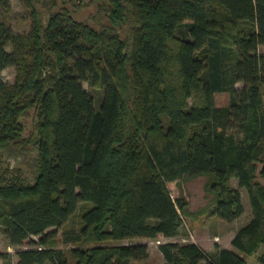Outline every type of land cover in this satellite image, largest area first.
<instances>
[{"label":"trees","instance_id":"trees-1","mask_svg":"<svg viewBox=\"0 0 264 264\" xmlns=\"http://www.w3.org/2000/svg\"><path fill=\"white\" fill-rule=\"evenodd\" d=\"M85 1L23 0L29 29L12 34L9 0H0V71L15 68L12 83L0 80V225L11 246H31L15 251L16 264L145 261L147 244L131 240L176 236L183 215L237 219L230 179L251 211L233 249L157 248L161 264H251L246 256L264 246V184L255 179L258 162L264 179V0H91L106 18L97 25L66 6ZM83 82L102 89L97 106ZM221 91L230 97L218 106ZM6 150L35 151L31 181L8 166ZM200 175L212 197L194 214L180 181ZM77 210V227L62 236L94 243L64 251L57 230ZM121 240L130 242L111 243Z\"/></svg>","mask_w":264,"mask_h":264},{"label":"rangeland","instance_id":"rangeland-1","mask_svg":"<svg viewBox=\"0 0 264 264\" xmlns=\"http://www.w3.org/2000/svg\"><path fill=\"white\" fill-rule=\"evenodd\" d=\"M10 10L6 14V24L9 27L12 34H21L25 33L29 29V21L27 18H24L26 13L23 0H9ZM66 6L72 11V15L77 20L87 21L89 24L97 25L100 20L101 23L106 22L105 16L97 13L96 3L91 0H86L82 5L72 7L69 4ZM43 21L46 17V14L41 10ZM127 33L122 32L121 35L124 37ZM5 50H11V44L8 42L5 45ZM258 53L264 54V45H259L257 47ZM15 76L14 66H7L0 71V80L4 83H12ZM83 88L87 90L93 97L94 105L97 106L98 102L102 97V89H96L90 87L86 82H83ZM243 83L240 81L235 82V88H242ZM230 94L228 91H221L214 95L215 104L218 106L226 105L228 103ZM32 110L21 118V123L23 125V134L27 135L33 128L34 118L32 115ZM35 151L31 150L28 152L22 153H13L12 151L6 150L3 151V158L8 161V166L20 168V170L28 177V180H32V170L34 163ZM256 176L255 179L257 182L264 184V179L259 175V169L261 163L256 164ZM208 182V176L200 175L192 178H185L180 181L181 188L184 192V195L188 201V210L190 213H198L201 209L205 208L211 203L212 195L208 193L205 189V185ZM229 185L233 188H236L240 193L241 206L243 209L242 214L232 222H225L217 217L204 218L199 214L192 216L183 215L181 226L179 227L178 233L176 236L171 239L167 238H156L150 239L147 238L144 241L147 244V251L150 253V257L145 261H135L131 260L132 264H157L158 263V254H157V245L162 242L173 241V242H184L196 240L203 249L205 254L213 256L217 252V246L230 248V236H233V233L241 226H243L251 217L250 206L244 187H240L237 183V180L230 179ZM168 188L172 198H176L178 195V186L176 181H172L168 184ZM77 213L78 210L69 218L67 223L57 230V235L55 238V246L61 248L64 251H68L73 247L89 246L94 242H73L71 238L67 235L64 239L62 236V231L68 228L77 227ZM49 228L48 230H52ZM72 237V236H71ZM37 238V236L33 237ZM135 240H138L135 242ZM131 240L132 243H140L139 239ZM20 247H12L8 245V238L3 232V227L0 225V264H13L15 249L16 248H28L31 247L28 245L27 239L24 241ZM128 240H121V244H129ZM109 243V242H108ZM117 243V242H111ZM7 250H11L10 254H7ZM264 253V246H261L257 252L251 256H246V259L251 264H259L257 257ZM12 256V257H10Z\"/></svg>","mask_w":264,"mask_h":264},{"label":"crops","instance_id":"crops-1","mask_svg":"<svg viewBox=\"0 0 264 264\" xmlns=\"http://www.w3.org/2000/svg\"><path fill=\"white\" fill-rule=\"evenodd\" d=\"M236 232V231H235ZM234 232V233H235ZM234 233H233V235H234ZM174 237V236H173ZM159 238H163V237H159ZM172 237H170V238H167V239H171ZM231 238H232V235L230 236V240H231ZM135 239H139L141 242L140 243H145L144 241H146V239L147 238H135ZM135 239H133V240H135ZM136 241H138V240H135V242ZM171 241V240H170ZM193 242H195L197 245H200L198 242H196V240H192ZM120 241H117V243H119ZM8 245L9 246H11L10 244H9V241H8ZM12 247H14V246H12ZM223 247H225V246H223ZM226 248V247H225ZM18 248H16L14 251H16ZM228 249H233L232 248V246H231V244H230V248H228ZM11 250H7V254L9 253H11L10 252ZM157 256H158V263L157 264H161V263H163L164 262V259H163V257H162V255H161V253L159 252V250H158V248H157ZM148 256L150 257V253H149V251H148ZM10 257H12V256H10ZM14 263L13 264H16V262H17V258H16V256H14Z\"/></svg>","mask_w":264,"mask_h":264}]
</instances>
